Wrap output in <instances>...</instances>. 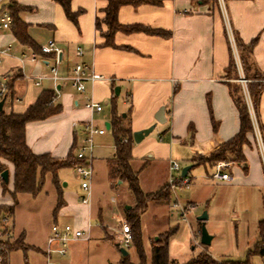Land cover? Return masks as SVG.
Segmentation results:
<instances>
[{
  "label": "crops",
  "instance_id": "1",
  "mask_svg": "<svg viewBox=\"0 0 264 264\" xmlns=\"http://www.w3.org/2000/svg\"><path fill=\"white\" fill-rule=\"evenodd\" d=\"M152 1L157 3L120 8L117 21L122 27L138 26L160 34L118 31L113 35L111 47L104 46L102 34L106 27L101 24L97 30L95 26L96 18L103 17L104 1L72 0L71 11H83L76 26L67 21L57 4L49 0L17 1L29 10L21 13L20 18L28 26L27 34L34 43V49L20 45L10 29L0 32V50L10 46L9 53L0 57V88L5 87L2 111L21 114L43 91L55 92V101L61 106L59 114L26 124L25 142L33 154H49L55 159H64L74 148L75 155L83 142H78L76 130L85 137V123L92 121L97 128L108 125V131L105 128L103 135L95 136L103 137L106 132L111 133L110 123L114 116H128L132 134L155 124L148 137L157 131L158 139L146 137L139 144L133 142L132 156L136 159L134 153L141 149L142 154H148L147 165L155 163L153 165L162 167L164 174L158 183L159 190L167 185L169 160L184 157L188 162L185 167L190 166V170L197 166L209 167L194 160L209 157L219 145L238 133V113L228 92V84L240 79L234 36L244 45L257 40L252 49V60L264 74V0H231L226 3L217 0L216 4H203L201 0ZM43 5L46 9L49 7L51 14L41 23H35L31 15ZM38 28L49 33V41L54 42L60 56L56 58L54 53H41V46L32 33ZM78 49L82 51L81 57L76 56ZM28 53L30 57L25 56ZM31 56L36 58L34 62L30 61ZM230 61L234 63V72L228 69ZM76 64L92 68L105 80L86 84V93H77L64 79ZM52 68L60 78L57 82L49 79ZM37 78L41 80L36 85ZM42 82H46L44 87H41ZM7 84L11 86L10 91L6 90ZM116 87L119 88L118 95L114 93ZM241 87L253 125V132L247 135L249 145L242 148L246 162L243 166L231 164L227 169L232 176L231 183H215L222 187L247 185L264 190L261 151L264 154V130H259V126L264 128V91L255 114L245 88ZM88 97L101 106L110 105L111 111L102 106L100 113L91 114L83 107ZM162 107L165 122L158 124L154 116ZM95 121H100V124ZM113 153L112 142L111 157L101 162L108 179L107 164ZM94 161L93 157L92 169ZM119 184L113 185L109 181L111 188L116 189ZM1 189L0 206H11L13 203L8 201L11 191L5 198ZM60 194L63 206L56 211V217L89 216L86 205L69 200L62 189ZM129 208L125 205V210ZM56 217L53 224L59 225ZM10 231L13 235V229ZM18 239L23 243L22 235ZM24 247L26 250L31 248ZM44 249L45 244L37 249L43 257Z\"/></svg>",
  "mask_w": 264,
  "mask_h": 264
},
{
  "label": "rangeland",
  "instance_id": "2",
  "mask_svg": "<svg viewBox=\"0 0 264 264\" xmlns=\"http://www.w3.org/2000/svg\"><path fill=\"white\" fill-rule=\"evenodd\" d=\"M50 14L49 7L46 9V5H43L31 17L34 18L35 23H41L40 21ZM32 33L41 47L51 39L49 33L40 28L33 29ZM25 56L30 57L29 53ZM236 83L239 82L232 84ZM45 85L46 82H42L41 87ZM102 106L106 111H111L110 105ZM95 122L100 124V121ZM79 131L76 130L78 142L84 141L86 136H82ZM150 137L157 140V131ZM112 142L110 132H106L103 137L94 138L95 161L90 196L80 189L81 182L72 168L61 169L57 174L60 188L69 200H75L77 204H81L80 197L88 199L86 205L90 212L88 217L83 214H78L77 217H56L57 192L49 175L46 176L43 188L36 197L18 194L15 198L8 200L14 206L8 226V229H13L14 234L12 235L11 231L9 242L13 243L22 235L23 243L31 247L26 251L17 249L6 254L9 264H45L43 255L37 249L43 248L55 217L59 225H68L76 230H82L86 237L83 240L69 242L64 257L53 255L52 262L55 264H120L122 256L120 250L127 253L126 256L131 264L140 263L136 250H141L145 258L144 264H151V243L158 239L162 240L171 231L173 234L168 239V256L173 260V264H186L201 252L207 253L219 263L244 262L247 259L248 252L253 249L258 240L257 224L264 219V190L250 188L247 185L222 187L211 180L213 170L202 166L193 167L189 171L187 177L191 179V184L188 188L181 187L173 191L169 206H158L152 203L148 205L139 219L137 242L131 240L128 248L119 244L121 224H127L123 221L125 205L132 208L133 199L125 182L120 183L116 189L109 186V179L101 162L111 157ZM82 144L83 142L79 146ZM142 153L141 149L135 151L134 155L137 158L134 159L132 156L130 166L134 172L138 173L141 191L144 194L155 193L158 191V183L163 177L164 170L157 164L153 165L155 163L147 165L146 155L148 154ZM177 160L180 169L188 163L184 157ZM204 160L205 158L202 157L198 159L202 164ZM11 167L7 166L10 173L8 183L5 185L6 190L2 192L5 198L12 191ZM175 175L176 173L173 174ZM63 184L67 186L63 188ZM184 209V217L181 218ZM203 213L207 215L204 223L206 232L212 237L210 245L206 247L200 244L201 225L197 221ZM249 262L264 264V260L257 256L251 257Z\"/></svg>",
  "mask_w": 264,
  "mask_h": 264
},
{
  "label": "trees",
  "instance_id": "3",
  "mask_svg": "<svg viewBox=\"0 0 264 264\" xmlns=\"http://www.w3.org/2000/svg\"><path fill=\"white\" fill-rule=\"evenodd\" d=\"M18 0H7L6 7L12 17V25L10 30L16 41L25 47L34 49V43L28 37V26L21 18L20 14L29 11L27 7L21 6ZM57 4L63 11L67 21L73 25H77V19L82 15L83 11L78 10L72 12L70 4L72 0H49ZM106 3L102 10L103 17L96 18L95 26L99 30L100 25L106 27V32L102 34L105 39L104 46H112L113 35L118 31L123 32H145L149 34H160L147 28L138 26L122 27L117 21V14L120 8L124 6H133L144 3L155 4L152 0H100ZM224 3L231 0H222ZM234 1H250V0H234ZM203 4H216L217 0H201ZM256 39L247 45L234 36V42L237 49L238 59L242 71L243 78L250 83H246V90L250 99V103L254 113L258 109L262 92L264 91V74L261 73L254 65L252 60V49L256 43ZM229 70L234 72V63L230 61ZM10 84L6 86V90L10 91ZM229 96L238 113L239 130L238 133L229 141L219 145L211 152L209 157L205 158L204 164L214 168L218 162H227L230 164H238L243 166L246 162L242 152L244 146H248L247 135L253 132V125L246 104L241 84H228ZM175 93V91H174ZM0 96V102L2 101ZM56 94L53 91H43L21 114H5L0 111V174L7 170V166H12V191L10 197L13 199L18 194H26L36 197L42 190L46 176L51 177L52 185L57 192V210L63 206L60 194V185L57 180V174L61 169L72 168L79 161L70 150L64 159H55L49 154L35 155L27 147L25 142V126L30 122L43 121L51 116L61 112V106L55 101ZM110 130L113 136L114 153L112 159L108 162L109 181L115 185L117 182L126 183L128 190L133 199V206L123 212V219L129 225L133 242H137L139 237V219L146 211L149 204L158 206H168L170 203V190L168 186H164L155 193L144 194L138 184V173L134 172L130 166L132 161V132L128 122V116L125 118L113 117L110 123ZM260 132L264 128L259 126ZM199 158L194 160L200 163ZM5 183H1L3 191L6 190ZM14 212L13 204L11 206H0V218L11 217ZM201 225V223L199 222ZM173 234L171 231L162 240L158 239L151 243V264H173L168 256V239ZM258 240L253 249L248 252L247 259L244 262H217L213 260L207 253H199L195 258L190 259L186 264H250L249 260L253 256H257L264 260V219L257 224ZM4 247L10 253L16 249L26 251V247L22 246V240L17 239L13 243L4 242ZM140 258L139 264H144L145 258L141 250H136ZM4 261V260H3ZM5 264V263H1ZM120 264H131L127 256H121Z\"/></svg>",
  "mask_w": 264,
  "mask_h": 264
},
{
  "label": "built area",
  "instance_id": "4",
  "mask_svg": "<svg viewBox=\"0 0 264 264\" xmlns=\"http://www.w3.org/2000/svg\"><path fill=\"white\" fill-rule=\"evenodd\" d=\"M7 0H0V32L8 31L12 25V17L6 7ZM10 51V46H6V48L0 50V57L6 56ZM40 51L44 55H49L51 53L55 54V57L59 56V51L56 48L53 41H49L46 45L40 48ZM77 57L82 56V51L80 49L76 52ZM36 60L35 56H31L30 61L34 62ZM237 60V56H236ZM238 69L240 72V84L246 88L247 81L243 78L240 63L237 60ZM49 79L53 82H57L60 78L57 76L56 69L52 68L50 70ZM65 80L69 81L71 87L79 94L86 93V84H93L97 81H103L105 78L95 71L83 64H76L70 70V75ZM41 80V78L36 79V85ZM246 97L248 98L247 91H245ZM5 87L1 86L0 88V96H4ZM83 107L85 110L90 112L91 114H98L101 112L102 107L100 104L93 101L92 98L88 97L85 99ZM84 132L86 134V138L83 141V144L78 147L75 158L79 161L78 164L72 167L75 175L78 180L81 182L80 189L90 196V184L93 178V169H92V160H93V150H94V137L97 135H103L105 133V128H97L93 124L92 121H89L84 124ZM258 137V136H257ZM259 139V137H258ZM260 141V140H259ZM261 147V146H260ZM262 151V157L264 161V154ZM230 163L227 162H218L215 164L213 173L211 175V179L214 182H222V183H231L232 176L227 173V169L230 167ZM168 179L167 186L172 194L177 188L185 187L188 188L191 184V179L186 177H181V169L178 160L171 159L168 162ZM176 173L175 176L173 174ZM2 183V179L0 177V186ZM81 204L87 205L88 199L85 197H81ZM190 207V206H189ZM184 212L181 213V218L184 217ZM122 223V222H121ZM9 217L0 218V264L8 263V258H6V254H8L7 249L4 247L3 243L11 241V231L8 229L9 227ZM86 239L84 232L82 230H76L68 225H57L53 224L50 227L49 236L45 243V249L43 251L45 264H55L52 262V256L56 255L59 257H64L66 255L67 245L71 241H79ZM119 244H121L124 248H128L130 242L132 240L130 227L123 223L121 224V237L118 238ZM4 260V261H3Z\"/></svg>",
  "mask_w": 264,
  "mask_h": 264
},
{
  "label": "water",
  "instance_id": "5",
  "mask_svg": "<svg viewBox=\"0 0 264 264\" xmlns=\"http://www.w3.org/2000/svg\"><path fill=\"white\" fill-rule=\"evenodd\" d=\"M60 56V54H59ZM56 90H58V88H56ZM118 92H119V88H115L114 89V93L115 95H118ZM2 105H3V102L1 101L0 102V111H2ZM154 120L156 123L158 124H164L165 122V119H164V108H160L156 115L154 116ZM105 128L106 130L108 131L109 130V126L108 125H105ZM155 128V124H153L152 126H150L149 128H146L144 130H141V131H137V132H134L132 134V140L135 144H139L141 141H143L146 137H148L152 131L154 130ZM190 170V166L188 167H184L182 168L181 170V177H186L187 175V172ZM8 176H9V172L8 170H5L3 171L1 174H0V177L2 179V182L7 184L8 183ZM65 184H63L64 186ZM207 220V215L206 213H203L201 216H199L197 218V221L201 223V228H200V244L202 246H209L210 243H211V240H212V237L208 235V233L206 232V229H205V226H204V223L205 221ZM121 252V255L122 256H126L127 253L124 251V250H120Z\"/></svg>",
  "mask_w": 264,
  "mask_h": 264
}]
</instances>
